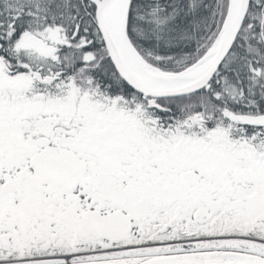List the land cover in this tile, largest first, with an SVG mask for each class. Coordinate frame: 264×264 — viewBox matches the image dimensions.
I'll return each mask as SVG.
<instances>
[{
  "label": "snow or ice",
  "instance_id": "1",
  "mask_svg": "<svg viewBox=\"0 0 264 264\" xmlns=\"http://www.w3.org/2000/svg\"><path fill=\"white\" fill-rule=\"evenodd\" d=\"M0 264H264V0H0Z\"/></svg>",
  "mask_w": 264,
  "mask_h": 264
}]
</instances>
